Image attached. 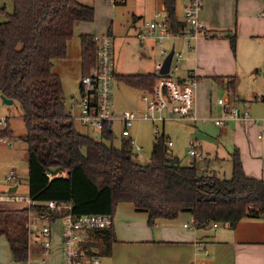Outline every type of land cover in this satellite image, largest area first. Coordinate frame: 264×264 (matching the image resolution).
<instances>
[{
	"label": "trees",
	"instance_id": "obj_1",
	"mask_svg": "<svg viewBox=\"0 0 264 264\" xmlns=\"http://www.w3.org/2000/svg\"><path fill=\"white\" fill-rule=\"evenodd\" d=\"M163 1L171 32L181 33L185 27L176 16L175 0ZM12 3L11 12L5 4L0 6L6 17L0 21V95L22 110L28 195L36 201L30 207L0 209V236L7 239L15 260L31 258L28 218L43 212L54 216L49 200L70 203L78 215L110 216L118 203L128 201L147 211L150 225L157 218H176L184 210L192 213L193 225L199 228L213 223L234 228L244 218L264 219V179L245 173L237 150L232 153L231 176L221 178L201 171L195 160H173L163 135L155 137L149 160L141 163L128 140L115 144L107 124L100 138L80 131L70 104L79 94L66 99L54 64L66 57L75 23L94 19V7L82 0ZM79 41L81 75H86L97 63V41L90 34L79 35ZM235 43L233 37V48ZM114 76L142 91L153 89L157 73ZM11 135L9 125L0 130L2 137ZM115 241L113 225L96 229L83 242V254H94L91 248L96 244L99 254H110ZM38 249L40 253L41 244Z\"/></svg>",
	"mask_w": 264,
	"mask_h": 264
},
{
	"label": "crops",
	"instance_id": "obj_2",
	"mask_svg": "<svg viewBox=\"0 0 264 264\" xmlns=\"http://www.w3.org/2000/svg\"><path fill=\"white\" fill-rule=\"evenodd\" d=\"M188 1L175 0L176 16L181 26L185 27L184 29H187L184 7ZM154 2L156 7L151 18H154L155 12L158 10H161L166 17L163 0H122L118 5H112L109 2L110 11L105 18H111L110 24L108 23L105 28H102L100 19L97 18L99 16L94 9L96 18L94 16L91 21L76 22L73 36L75 32L78 36L88 33L85 31L90 28L92 23L97 22L94 26L96 31L104 34L103 31L108 30L106 33L112 37L114 75L119 74L115 59L125 58L126 52L132 48L131 46L124 47V43L135 44V41L139 44L140 54L134 57L138 58L141 69L138 73H124H155L156 63L161 59L157 56L159 47L152 38L141 41L137 33L141 22L147 20L145 18L147 17V8L152 7ZM119 6L122 10L126 6L127 15L132 18L129 27L124 29L122 34L116 25L114 27V18L119 13ZM114 10H116V15ZM263 10L264 0H203L199 17L207 28V33L197 38L192 44V49L185 46L184 39L179 35L164 39V47L168 52L170 49L181 50L184 55V62L175 75L183 77L190 68L196 67L199 76L195 104L199 118L196 120L167 118L162 122L155 123L161 131L159 135H163L166 142L172 141V144L168 145V152L173 160L183 164L181 159L173 153L174 142L166 128L170 126L172 129H179V125L183 124L187 131L186 140H188L189 146L193 139L200 142L204 159L195 161L201 171L214 172L220 177L222 175L223 177L231 176L232 153L237 150L245 173L249 176L264 178V135L260 136L261 130L264 128V119H262L264 116V71L262 70L264 64V15L261 14ZM119 21L121 22V19ZM120 35L127 36L122 39L123 36ZM233 37L236 39L234 48L232 46ZM117 45L118 51H116ZM145 61L151 63L150 69L141 65ZM57 62L59 63H55L54 68L62 78L63 88L74 90L72 85L64 86L62 74L67 72L64 67H69L73 77L81 76L80 55L72 61L61 59ZM261 72L263 73L261 74ZM115 83L130 89V91L137 90L138 93L135 96L121 88V90L124 89L127 97L122 103H119L113 98L112 90L114 111L141 110V90L133 89L114 76L113 88ZM231 84H233V89L230 88ZM76 90L77 92L73 91L69 97L79 94L78 85ZM216 94L219 96L217 97ZM219 98H223L227 103L236 101L242 108L250 110L259 120L256 122L251 119H229L224 124H215L214 119L221 117L223 113V106L218 102ZM115 121L122 123L121 120ZM76 123L78 127L79 123ZM144 123L150 127V131L152 130L156 137L157 135L153 131L154 124L149 121L135 125L132 133H135V130H138L139 126ZM7 125H9V120ZM88 132L95 137L93 130L89 129ZM123 140H125L124 137L121 141ZM121 141L118 146L121 145ZM140 146L139 151H142V145ZM193 161L194 159H191L184 164H191ZM24 166L25 190L18 192V184L23 179L14 169H11L15 171L18 178L14 184L8 185L5 178L10 170L3 175L0 173L1 193L13 191L28 195V165ZM24 207L27 206L23 202L0 201V209H21ZM49 216L52 228L49 264H64V227L61 213ZM112 225L116 241L112 244L110 254L101 255L98 253L102 264H264L263 218H244L234 228L220 223L216 226L209 225L199 228L193 225L192 213L189 210H184L176 218H157L150 225L147 211L136 208L132 202L125 201L116 205V211L112 216ZM41 240L42 237L37 230L30 232L32 256L28 261H17L13 257L7 239L0 236V264L37 263L40 259L38 248ZM86 240L87 238L83 236L80 242L79 264H90V259L93 256V254L90 256L83 254L82 244ZM92 247L95 248V251L100 250L97 244Z\"/></svg>",
	"mask_w": 264,
	"mask_h": 264
},
{
	"label": "built area",
	"instance_id": "obj_3",
	"mask_svg": "<svg viewBox=\"0 0 264 264\" xmlns=\"http://www.w3.org/2000/svg\"><path fill=\"white\" fill-rule=\"evenodd\" d=\"M112 5H118L122 0H108ZM203 7V0H189L184 7V16L187 23V29L181 33L175 34L170 30L167 18L161 10L155 12L151 20H143L138 30V36L141 41L152 38L159 47V53L163 58L168 53L164 47V39L169 36L179 35L184 39L185 46L192 49V44L201 35L207 33V28L199 17V12ZM264 15V10L261 12ZM97 41V63L91 72L80 76V90L77 98L72 97L70 104L74 107L72 111L73 118L81 125L93 130L95 138H100L104 125L113 132L115 120H121L122 137L128 140L132 149H141L136 141L132 129L138 123L149 121L154 124L153 131L156 135L161 133L155 125L167 118L178 119H198L195 110L196 89L199 83V76L196 67L190 68L183 77H175L179 70V63L184 59L181 50H174L167 73H160L159 70L163 60L156 63L152 90L141 91V110L124 109L121 112L114 111L112 100V88L114 80L113 72V47L112 37L109 33L100 36H94ZM264 71V64H263ZM218 102L223 106L221 117L215 118L217 125L224 124L229 119L258 121L259 118L253 113L242 108L236 101L226 102L219 98ZM264 119V116L263 118ZM8 118L0 114V128L7 126ZM114 133V132H113ZM264 135V128L260 136ZM0 142H8L7 137L0 136ZM168 145L172 141H167ZM190 155L196 161L204 159L200 142L193 139L189 149ZM14 170H10L5 180L8 185L14 184L17 180ZM0 201L23 202L27 207L35 204V200L27 194H18L13 191L0 192ZM49 210L52 213H61L63 221V258L64 264H79L80 242L84 237L96 229L109 227L112 225V216L108 214H82L78 215L72 212L70 203L48 201ZM216 226L217 223H213ZM28 227L30 232L37 230L41 235L42 251L38 264H49L50 249L52 245V228L50 225V216L43 212L30 215L28 218ZM94 252L90 259V264H102L98 251L91 248Z\"/></svg>",
	"mask_w": 264,
	"mask_h": 264
},
{
	"label": "rangeland",
	"instance_id": "obj_4",
	"mask_svg": "<svg viewBox=\"0 0 264 264\" xmlns=\"http://www.w3.org/2000/svg\"><path fill=\"white\" fill-rule=\"evenodd\" d=\"M84 2L86 4L92 5L94 7L95 11L97 12V15L99 16L97 18L100 19L99 20L100 26L102 28H105V26L108 25V23L111 20V18H108V17L105 18V16H107L109 14V11H110L109 1L108 0H84ZM96 3H97V6H96ZM106 3L109 5H107ZM4 4L7 7V11L11 12L13 9L12 0H0V6H2ZM155 7H156V4L154 2V4H152V7L147 8V10H146L147 17H145V18H147V20L152 19L151 18L152 13H153ZM115 12H116V10H114V14L116 15ZM118 12L119 13L114 18V27L116 25L117 28L120 30V34H122V31L124 29H126L127 27H129V22L132 20V18H131V16L127 15L128 9L126 6H124L123 10L119 6ZM5 18H6L5 14L0 13V21L5 20ZM95 18H96V16H95ZM119 19H121V22L119 21ZM96 24H97V22L92 23L90 28L87 31H85L88 33H83V34H90V35H95V36L102 35L103 34L102 32L96 31V29L94 27ZM107 31L108 30H105L103 32L106 33ZM120 36H123V35H120ZM126 36H123L122 39L125 38ZM235 45H236V43H235ZM121 46H122V43H121ZM123 46L124 47L131 46L132 48L126 52L125 58L121 57L120 60L115 59L117 65H118L117 71L119 72V74H128V73H124V72L138 73V71H140V69H141V66H139L138 58H135L134 56H137V54H140L139 44H137V42L135 41V44L124 43ZM80 49H81V47H80L79 36H78L77 32H75L74 36L68 42L67 55L63 59V61H65V60L72 61L73 59L78 58L80 55ZM118 50H119V47L117 45L116 51H118ZM158 53H159V49H158ZM159 55H161V54L159 53ZM159 55H157L158 58H161L160 60H163V55H161V56H159ZM183 62H184V59L181 60V62L179 63V69H180ZM56 63H59V62L56 61ZM141 65L144 68H145V66L149 67V69L151 68V63L149 61L142 62ZM64 68L67 71V72L62 74L64 86L72 85L71 87L75 88L74 90H72L71 88H69V89L64 88V91H65L64 93H65L66 99H68L70 94H73L72 93L73 91H74V93L77 92V90H76L77 85H78V89H79L80 77L79 78L77 76L73 77L71 72L69 71V67H64ZM262 73L263 72H261V74ZM129 74H131V73H129ZM175 77H177V76H175ZM116 84L117 83H115L114 88H113V98L116 101H118L119 103H122L125 100V98L127 97V94L125 95V93H124V89L128 90L129 92H131V94H134L135 96L138 93L137 90H135V91L132 90L133 91L132 92V91H130V89H128L126 87L124 88L120 84H117V86H116ZM121 88H124V89L121 90ZM133 89H137V88H133ZM216 96L218 97L219 95L216 94ZM217 97H216V99H217ZM253 99L254 98L252 97V100ZM66 101H68V100H66ZM0 114L7 116L9 118L8 119L9 120V128L12 130V135L7 137L8 142H6V143L2 142V144H0V173H2V175H3L4 173L8 172L9 170L14 169L20 176H22L23 180H21V182L18 184V192L20 193L21 191L25 190V175L26 174L23 172V168H25V166H24L25 164L26 165L28 164V146H27L26 141L24 140V134H25L26 128H25V124H24L23 119H22V110L17 103L13 102L11 104H6L0 98ZM169 124H172V123L169 122ZM173 124H174V122H173ZM183 126H185V125H183V124L179 125V129L178 128L172 129V128H170V126H168V128H166V130L174 142V145H173V151L174 152L173 153H175L181 159V162H183V164H184L186 162H189V160H191V159L193 160V157L189 153L190 146H189L188 140H186L187 131H186L185 127H183ZM78 127H79L80 131L89 134L88 130L90 128L88 129V127H85V126H82L79 124H78ZM4 128H6V126L0 128V130L4 129ZM113 132L116 136L115 144L118 146L119 141H121V139H122V125L120 122L114 121ZM133 135L136 137V141L139 142L140 145H142V151L132 149V152H134V154L137 155L136 159L139 162L144 163L147 160H149L148 157H149V154L151 151V143H152L153 139L155 138V135L152 132V130L150 131V127L145 123L141 124L139 126V129L135 130V133H133ZM224 177L222 175L221 178H224ZM229 177H225V178H229ZM262 179H264V178H262ZM27 227H28V223H27Z\"/></svg>",
	"mask_w": 264,
	"mask_h": 264
},
{
	"label": "water",
	"instance_id": "obj_5",
	"mask_svg": "<svg viewBox=\"0 0 264 264\" xmlns=\"http://www.w3.org/2000/svg\"><path fill=\"white\" fill-rule=\"evenodd\" d=\"M173 51H174V49H170L169 52L166 54V56L163 58L162 65H161V68L159 70L160 73H167L168 72L170 61H171V58H172V55H173ZM0 98L6 104L13 103L12 99L6 98L2 94L0 95Z\"/></svg>",
	"mask_w": 264,
	"mask_h": 264
}]
</instances>
